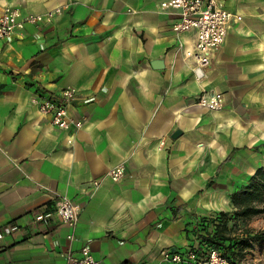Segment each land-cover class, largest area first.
Wrapping results in <instances>:
<instances>
[{
	"label": "crops",
	"instance_id": "0c3cea01",
	"mask_svg": "<svg viewBox=\"0 0 264 264\" xmlns=\"http://www.w3.org/2000/svg\"><path fill=\"white\" fill-rule=\"evenodd\" d=\"M161 1L0 0L22 16L61 8L0 40V264H64L85 245L96 264H174L161 250L199 247L202 222L236 210L231 194L264 166V0H222L240 18L202 79L195 30L175 33ZM65 86L79 126L31 101ZM201 91L223 107H202ZM60 196L81 205L74 229L34 220ZM250 216L232 234L264 230ZM233 247L238 264H264V236Z\"/></svg>",
	"mask_w": 264,
	"mask_h": 264
},
{
	"label": "built area",
	"instance_id": "2783aa9c",
	"mask_svg": "<svg viewBox=\"0 0 264 264\" xmlns=\"http://www.w3.org/2000/svg\"><path fill=\"white\" fill-rule=\"evenodd\" d=\"M161 7L171 8L175 11L177 19L172 25L175 33L195 30V43L188 52L193 55V74L197 79H202L209 67L213 52L223 43L228 23L240 18V15L227 9L222 0H163ZM54 11L35 14L28 13L24 16L16 7L6 6L0 13V40L11 39L14 33L24 26V22L39 23L50 21ZM76 87L65 86L59 94L54 96L47 93H37L31 98L41 114L49 117L51 123L60 128H68L71 123L75 126L81 124L80 120H73L67 113V105L74 98ZM90 98H87L89 100ZM196 101L208 110H218L224 105V98L219 92L201 91L197 94ZM107 176L114 181L121 179L125 174V166L117 164L107 171ZM99 183V179L93 182ZM81 210L80 203L68 196H60L47 212L34 215V220L45 219L47 216H55L59 221L66 222L72 229L75 228ZM73 237V232L68 235ZM164 259L174 264H231L215 246L194 247L188 246L185 250H161ZM97 260L91 253L88 245L81 247L79 255L70 252L66 254L64 264H96ZM129 264V263H122Z\"/></svg>",
	"mask_w": 264,
	"mask_h": 264
},
{
	"label": "trees",
	"instance_id": "16d2710c",
	"mask_svg": "<svg viewBox=\"0 0 264 264\" xmlns=\"http://www.w3.org/2000/svg\"><path fill=\"white\" fill-rule=\"evenodd\" d=\"M231 199L236 210L232 213L220 211L216 217L205 219V222H202L199 248L215 246L229 259L231 264H238V255L233 246L238 243L242 244L247 238L264 236V230L250 234L251 229L248 227L245 228L246 235L242 237L232 234L234 228H238L239 219L243 220L252 214L264 212V205L257 204L258 200H264V166L258 167L238 190L233 191ZM230 221H232L231 224Z\"/></svg>",
	"mask_w": 264,
	"mask_h": 264
},
{
	"label": "rangeland",
	"instance_id": "374dc122",
	"mask_svg": "<svg viewBox=\"0 0 264 264\" xmlns=\"http://www.w3.org/2000/svg\"><path fill=\"white\" fill-rule=\"evenodd\" d=\"M257 204L258 205H264V200H258ZM249 218L251 219L252 223L254 224V226H252L253 228H255L257 230L262 229L261 227L264 226V213H258L254 216H250Z\"/></svg>",
	"mask_w": 264,
	"mask_h": 264
}]
</instances>
